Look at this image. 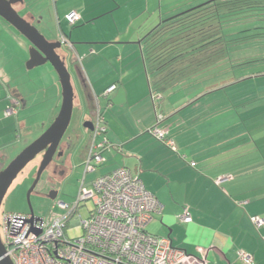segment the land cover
<instances>
[{"label": "crops", "instance_id": "1", "mask_svg": "<svg viewBox=\"0 0 264 264\" xmlns=\"http://www.w3.org/2000/svg\"><path fill=\"white\" fill-rule=\"evenodd\" d=\"M24 1L17 5L23 7ZM28 1L36 11L23 17L38 19L48 40L58 41L62 34L71 44L63 46L78 92L73 102L78 138L61 175L84 167L92 133L83 123L92 121L99 109L110 146L102 149L103 161L94 171L83 172L84 185L126 167L162 206L146 226L149 233L168 236L175 247L203 257L206 264H245L240 251L252 255L250 264H264V15L258 24L261 44H250L251 37L233 47L234 56L245 58L237 63L235 59L233 67L209 80L162 92L151 80L144 39L191 0ZM71 11L79 14L73 25L65 18ZM0 34V151H9L1 153L4 157L20 150L23 136L33 135L28 122L37 103L33 94L45 92V87L52 90L47 112L51 120L60 108L61 89L51 69L47 83L40 79L44 70L29 76V57L22 48L25 43L27 49L28 42L2 18ZM2 35L16 39L17 53L7 51ZM57 52L61 55L60 49ZM23 76L28 80L18 81ZM224 78L232 79L222 83ZM111 85L115 89L104 96ZM152 93L160 98L152 100ZM12 99H18V110L5 116ZM158 112L177 151L146 131ZM184 208L191 214L189 222L179 220ZM253 217L263 219V224L256 228Z\"/></svg>", "mask_w": 264, "mask_h": 264}, {"label": "built area", "instance_id": "2", "mask_svg": "<svg viewBox=\"0 0 264 264\" xmlns=\"http://www.w3.org/2000/svg\"><path fill=\"white\" fill-rule=\"evenodd\" d=\"M65 18L73 25L79 14L71 11ZM60 42L71 45L62 34ZM115 87L106 88L104 96ZM151 98L158 100L160 95L152 93ZM19 105L18 99H12L4 115L16 114ZM162 120L163 115L156 113L154 124L146 131L170 150L177 151L174 139L161 125ZM92 122L94 129L83 162L84 173L94 171L102 163L101 151L110 146L99 109H96ZM88 200L92 201L93 207L87 216L82 218L79 215L71 223L79 225L82 234L68 238L66 227L69 220ZM56 209L65 210V213ZM161 209L156 196L145 188L141 180L128 168L119 167L97 177L90 186H85L82 179L75 201H54L44 217L33 212H3L0 238L5 255L13 264H206L203 257L175 247L168 236L154 235L146 230L154 214ZM179 220L191 221L188 208H184ZM252 221L256 228L263 224L259 217H253ZM238 256L245 264L252 262L250 253L240 251Z\"/></svg>", "mask_w": 264, "mask_h": 264}, {"label": "trees", "instance_id": "3", "mask_svg": "<svg viewBox=\"0 0 264 264\" xmlns=\"http://www.w3.org/2000/svg\"><path fill=\"white\" fill-rule=\"evenodd\" d=\"M263 2L207 0L163 19L144 39L153 84L162 92L175 90L185 83L209 80L214 73L233 67L235 59L237 63L246 57L234 56V46L244 43L246 37H253L248 41L250 44H261L259 37L263 33L258 24L264 15V10H261ZM238 20L252 24L237 31ZM244 32L248 36L242 40L233 37ZM230 79L220 81L223 83ZM213 86L210 82L207 88Z\"/></svg>", "mask_w": 264, "mask_h": 264}, {"label": "rangeland", "instance_id": "4", "mask_svg": "<svg viewBox=\"0 0 264 264\" xmlns=\"http://www.w3.org/2000/svg\"><path fill=\"white\" fill-rule=\"evenodd\" d=\"M173 1H175V0H173ZM206 1L207 0H191V2L189 4H184L181 8H177V9L184 10V9L190 8L193 5H198V4H201V3L206 2ZM22 2H23V0H22ZM14 8H17L16 9L17 12L22 17L28 12H35L36 11V7H35L34 2H32V1L30 2L28 0L24 1L23 7H21L20 5H17V3H16V4H14ZM256 10H259V9H256ZM261 10H264V8H261ZM171 13L172 12H170L169 15ZM173 13H175V12H173ZM28 21H30L31 24L34 25L39 30V27L37 26L38 25V19L35 18L34 20L31 21L28 18ZM238 21L239 22L236 25L237 31H240V30L245 29V28L247 29V28H249V24H252L250 21L249 22H247L245 20H238ZM246 34H247V32H244L242 34L236 33V37L238 40H242L241 38L244 37ZM1 40L5 43L7 51H9L11 53H17L18 50H17L16 44H15L16 39L14 40L15 41V43H14V41H12L10 38L2 35ZM24 40H26V39L24 38ZM29 45L30 44L28 42L27 49H26L25 43H23V45H22L23 52L27 55V57H29V51H28ZM60 53H61L62 57L64 58V62H65V59L67 58V55H68V50L63 46V44L61 45ZM25 64H26V61H25ZM49 69H51L52 74H54V72H55L54 69L52 68L50 63L47 62L44 65H39L35 68H31L27 72H29L28 74L30 77H37L38 74L40 75V71L44 70L42 73V77H40V79L43 80V82L47 83L49 78H50V76L48 74ZM35 72H38V73H35ZM26 79H27V77L25 78L23 76V78H21L20 80L18 79V81L23 82ZM45 88H44L45 92H40V93L35 92L33 94L37 103L34 105V108L30 111L31 117L29 118V121H28L30 126H32L34 128L33 129V135L32 136H23V137H25V140L22 142V144L20 143L17 145L20 149V150L18 149L19 151H21V149H23L26 145H28L31 141H33L36 137H38L49 126V124L53 121V119L51 118V120H50V118L47 115V112H49V107L52 105V100H51L52 99V95H51L52 90H49L47 88L45 90ZM60 89H61V87H60ZM73 89H74V98H78V92L74 86H73ZM230 92H232V91H229L227 94H229ZM166 96H168V95H166ZM78 120L79 119L77 118V115H76V106L74 104V110L72 113V118H71L70 124H69L63 138H62L63 141H66L68 136H72L73 129H75V127H76L75 124L78 123ZM15 140H17L16 134H14V141ZM98 140H99V138H96V141H98ZM14 141L12 139V144L14 143ZM12 144H8V146L11 147ZM4 152L7 153L9 151L5 150V148L0 151V170L3 169L13 159V157L18 153V152L16 153L14 151L13 154L9 153V154L4 155V157H3V156H1V153L4 154ZM67 154H68V152L66 153V155ZM66 155L64 154L62 156H55L53 158L52 164H56V163L62 161L64 156H66ZM38 160L39 161L41 160V154L37 155L34 158V160H32L23 169V171L18 174L16 179L13 181L12 185L8 189L4 199L2 201L1 208H0V217L2 216L3 212H17V213L29 212V207H28L27 200H26V194H27V191L29 190V188H30V186L34 180L35 172L37 170L36 166H37ZM83 172H84V167H79V168L75 169V171L73 173L62 176L61 175L62 172H55L53 170L52 165L46 167V169L42 172L37 185L35 186L34 190L32 191V193L30 195V203H31L34 215L42 216V217L46 216L47 213L49 212V210L51 209L54 201H56V200L64 201L66 203L74 202L76 197H77L79 188H80L81 178H82ZM88 176H89V174H88ZM85 186H87V185H85ZM51 190L57 191L56 198L53 200L46 197V195ZM92 207H93L92 201L88 200V201L84 202V204L82 206H80L77 209V211L73 214V216L69 220V223L66 227V235L68 238H74V237H77V236L82 234V228L79 225H77L76 223L74 225H71V223L74 220H76V218L79 215L82 218H85L88 214V211ZM56 210L63 213V214L65 213V210H59V209H56Z\"/></svg>", "mask_w": 264, "mask_h": 264}, {"label": "water", "instance_id": "5", "mask_svg": "<svg viewBox=\"0 0 264 264\" xmlns=\"http://www.w3.org/2000/svg\"><path fill=\"white\" fill-rule=\"evenodd\" d=\"M22 0H0V18L10 24L29 42V58L26 67H33L50 63L58 76L61 87V104L59 111L49 126L33 141L19 151L13 159L0 170V208L2 201L16 179L18 174L34 158L43 153L37 167L34 180L27 191L26 200L29 212H33L30 203V195L37 185L42 172L51 162L54 153L57 151L59 143L64 136L73 113L74 89L71 82V75L66 68L64 58L57 52L61 48V42L48 40L34 25L24 17L20 16L14 8V4ZM83 126L93 132L94 126L91 120L83 123ZM90 142V141H89ZM57 191L51 190L46 197L53 200ZM0 264H13L11 259L5 255V247L0 238Z\"/></svg>", "mask_w": 264, "mask_h": 264}, {"label": "flooded vegetation", "instance_id": "6", "mask_svg": "<svg viewBox=\"0 0 264 264\" xmlns=\"http://www.w3.org/2000/svg\"><path fill=\"white\" fill-rule=\"evenodd\" d=\"M75 130L73 129V134H72V136H68V138H67V140L66 141H63L62 139H61V141H60V143H59V146H58V149H57V151L54 153V155H53V158L55 157V156H62V155H66V153L70 150V148H71V146H72V143L78 138L77 136V134L74 132ZM63 138V137H62ZM89 145V144H88ZM41 154V158H42V155H43V153H40ZM67 156V155H66ZM66 156H64V158H63V160L62 161H60V162H58V163H56V164H52V161H53V158H52V160H51V162L49 163V165L48 166H50V165H52L53 166V170L55 171V172H62V173H64L65 172V165H66ZM39 160L37 161V166L36 167H38V165H39ZM47 166V167H48ZM36 173V172H35Z\"/></svg>", "mask_w": 264, "mask_h": 264}]
</instances>
